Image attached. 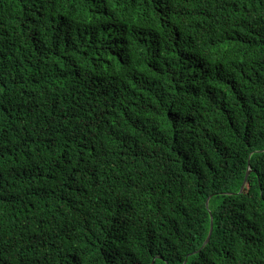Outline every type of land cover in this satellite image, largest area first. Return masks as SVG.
<instances>
[{
  "label": "trees",
  "instance_id": "trees-1",
  "mask_svg": "<svg viewBox=\"0 0 264 264\" xmlns=\"http://www.w3.org/2000/svg\"><path fill=\"white\" fill-rule=\"evenodd\" d=\"M152 262L264 264V0H0V264Z\"/></svg>",
  "mask_w": 264,
  "mask_h": 264
},
{
  "label": "water",
  "instance_id": "water-1",
  "mask_svg": "<svg viewBox=\"0 0 264 264\" xmlns=\"http://www.w3.org/2000/svg\"><path fill=\"white\" fill-rule=\"evenodd\" d=\"M250 173V170L248 169L247 172H246V175H245V178H244V181H243V184L241 185V188H240V191L239 192H242V190L244 189L245 185H246V182H247V177ZM208 200L209 198L207 199L206 201V206H208ZM211 233H212V217H211V227H210V230H209V233H208V236L206 237L202 247H204L210 240V236H211ZM153 264V262H152Z\"/></svg>",
  "mask_w": 264,
  "mask_h": 264
}]
</instances>
